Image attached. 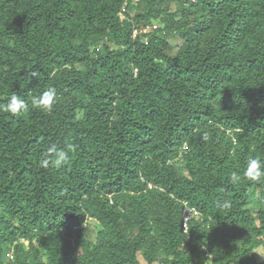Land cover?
<instances>
[{"label": "trees", "instance_id": "16d2710c", "mask_svg": "<svg viewBox=\"0 0 264 264\" xmlns=\"http://www.w3.org/2000/svg\"><path fill=\"white\" fill-rule=\"evenodd\" d=\"M13 94L0 264H264V181L242 176L264 158V0H0Z\"/></svg>", "mask_w": 264, "mask_h": 264}, {"label": "clouds", "instance_id": "9594fccd", "mask_svg": "<svg viewBox=\"0 0 264 264\" xmlns=\"http://www.w3.org/2000/svg\"><path fill=\"white\" fill-rule=\"evenodd\" d=\"M35 75V73H33ZM55 90L49 89L48 91L42 93L40 96H34L32 98V105L35 108L41 109L43 111H51L55 102ZM0 110L9 113L12 116H19L27 111L26 102L19 96L13 94L9 97L8 101L4 105H0ZM68 150H74L75 146L69 144ZM46 157L51 158V162L57 167L63 166L68 160V152L63 148H58L55 145L49 147L45 153ZM49 159H44L41 161V166L47 167ZM243 178L250 183H260L264 181V158L253 156L246 162L245 170L242 174ZM241 180V174L233 172L230 174L229 182L232 184H238ZM219 207L228 209L231 207V202L225 199L222 203L218 204ZM261 257H264V253H259Z\"/></svg>", "mask_w": 264, "mask_h": 264}, {"label": "rangeland", "instance_id": "374dc122", "mask_svg": "<svg viewBox=\"0 0 264 264\" xmlns=\"http://www.w3.org/2000/svg\"><path fill=\"white\" fill-rule=\"evenodd\" d=\"M179 40H176V43H179ZM256 197L253 198V201H255ZM257 245H259V249L257 250V253H264V234L263 237L260 238L257 242ZM259 260L264 261V257H261L260 255H257Z\"/></svg>", "mask_w": 264, "mask_h": 264}, {"label": "built area", "instance_id": "2783aa9c", "mask_svg": "<svg viewBox=\"0 0 264 264\" xmlns=\"http://www.w3.org/2000/svg\"><path fill=\"white\" fill-rule=\"evenodd\" d=\"M184 217H185V226H187V223H188L189 220H190V216L187 215V213H186Z\"/></svg>", "mask_w": 264, "mask_h": 264}]
</instances>
